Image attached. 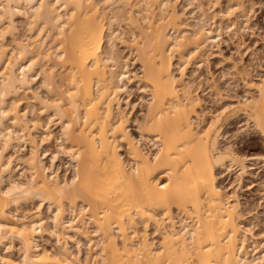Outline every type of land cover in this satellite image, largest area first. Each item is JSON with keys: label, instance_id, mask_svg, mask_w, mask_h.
Returning a JSON list of instances; mask_svg holds the SVG:
<instances>
[{"label": "bare ground", "instance_id": "1", "mask_svg": "<svg viewBox=\"0 0 264 264\" xmlns=\"http://www.w3.org/2000/svg\"><path fill=\"white\" fill-rule=\"evenodd\" d=\"M191 1L198 12L193 24L175 0H0V248L9 252L1 264H264V247L244 225L237 195L218 180L224 170L234 171L239 185L258 157L243 156L233 144L222 149L219 141L238 113L264 141V78L243 79L255 94L203 125L196 85L185 80L192 54L219 39L221 23L238 28L245 4L225 0L224 9L208 12ZM18 16L27 22L25 39ZM122 21L129 37L114 28ZM116 42L134 52L139 72L128 69ZM55 68L63 72L59 79ZM36 82L46 97L32 87ZM132 82L148 97L138 138L128 129L129 101L121 98ZM22 92L56 117V141L66 144L58 152L70 161V177L53 169L56 153L47 167L37 155L51 133L40 122L43 111L37 117L20 109ZM144 140L153 152L141 146ZM26 143L29 152L18 155ZM15 161L25 167L23 178L11 174ZM35 201L30 213L13 215L12 208ZM44 235L54 251L40 247ZM73 235L87 240L84 259L69 250Z\"/></svg>", "mask_w": 264, "mask_h": 264}, {"label": "rangeland", "instance_id": "2", "mask_svg": "<svg viewBox=\"0 0 264 264\" xmlns=\"http://www.w3.org/2000/svg\"><path fill=\"white\" fill-rule=\"evenodd\" d=\"M224 1L225 0H220V3L218 2L219 4L217 3L215 6H213V4L207 0H200V2L204 5V8L208 9V12H212V10L216 11L220 8L224 9L227 5V3ZM242 1L245 4V11L247 15V18L245 17L246 21L244 22L245 18H242L243 20L240 19L238 28L234 27L236 30L234 28L231 29V27V30H226V28H224L225 24L221 23L222 29H219V39H217L215 43H212L208 47L198 51L196 54H192V57H190V59L187 61V65H185V80L191 79L193 81V85H196L195 92L200 98L201 106L197 111L199 113L204 112V115L201 116L203 121L200 122L202 125L209 121L211 115L215 114L217 111H220L223 107L229 106V104H236L238 100L248 97L249 95L253 96L255 94L254 91H250L246 88L243 79L248 77L256 82H259V80L264 78V0ZM188 2H190V0H175V5L176 9L180 10V12L184 11L186 21L193 24L195 23L194 20L197 19L195 17L198 16V12H196V9L193 7V1L190 3ZM23 19L24 18L20 16L15 18V24L17 26L18 32L23 36L22 39L24 36L26 38V36L29 34L26 30L28 29L27 22ZM119 24H121V28L117 26L118 23L114 24V28L117 31L123 30L126 33L124 36L129 37V27L125 25L123 21ZM241 24L243 25L241 26ZM219 32L217 31L215 33ZM42 36L45 38L46 34L45 36ZM46 42L49 44V46H53V40L51 37L46 39ZM116 45L117 50H119L118 53L128 60V69L131 72H139L140 69L139 65L135 61L134 52L120 45L118 42H116ZM196 60L199 61V66H195L193 64V62ZM192 69L194 72H192ZM242 72L245 74L244 78L242 76ZM53 73L56 75V79H59L61 74H63L60 68H55ZM36 77H38L36 78V81L39 82V78L41 76L37 75ZM37 82L36 84H33L32 87L44 97L46 95L45 90H43L41 85L39 83L37 84ZM135 84V82L128 83L127 87L129 90L127 91L129 93H122L121 98L124 100L127 99L129 101V105H126L124 104V100H122V106L124 107L126 105L125 111H128V113L130 111L129 118L131 120L129 122L128 129L135 138H138L140 136L138 134L139 131L137 129V124L144 116L143 113L145 111V99L148 97L147 94H142L140 90H138V87L136 86L137 84ZM29 97L30 96L25 92L20 94L19 98H21V100L19 103L21 110L33 109L34 114L39 113L38 111L44 110L41 108L42 106L38 105V103H34ZM45 111L47 112L48 110ZM46 112H44L46 115H39V119L42 124H47L45 126L48 127L47 129L48 132L51 133V137L43 144V146H38L39 148L37 149V155L40 153L39 156L47 167L50 166L52 162V155L56 153V160L53 159L54 168L52 166L51 167L55 171L57 170L56 172L59 176H63L65 174L66 176L70 177L72 174V166L69 163L70 161L67 160L68 158L64 156V154L58 152V147L62 145L65 146L66 144H62L60 140L56 141L55 137L58 136L59 133V127L56 125L57 119L56 117L52 119L53 114L52 116H49L51 115L52 110H49L48 113ZM34 114H32V116ZM47 115L52 119V122L48 123ZM36 116L38 117V114H36ZM222 130V136L220 138L221 140L219 141L220 148L223 149L226 147V145L233 144L234 146H232L236 148V150L243 156L255 155V157H259H256V160L250 161V166L252 169L249 170L248 175L244 176L242 182L239 185L235 180L236 177L234 171L232 174H229L226 173L227 170H224L223 172L225 173L222 172L223 176L220 174L221 177L219 176L218 180L220 185H222V187H224L228 193L232 194L235 192L241 204L240 208L244 217V225L251 229L250 231L252 232V235H254L253 239H255L257 243L259 241L260 243L262 242L261 245L263 246L261 247H264V141L261 139L262 137L258 131H256V129L252 126V123H249L246 117L241 113H238L237 115H234L232 118H230V120L225 123ZM39 132L42 133L44 131H38L36 132L37 134L35 131H33V134L36 136L41 135ZM140 144L146 151H149L150 153L153 152V149H155V147L152 146L147 140L142 142L140 141ZM123 148L124 146L121 147L120 152L124 156L125 154L123 152ZM18 149V152L20 153H18V155H24L29 152L30 146L28 143H26ZM24 168L25 167L22 164H19L15 161L13 163L11 172L12 176H14L15 179L23 178V174H27L26 171H24ZM219 170L221 171V169ZM8 179L6 180V183L8 182ZM36 204L37 202L35 201L34 203L32 202L24 205L19 210L12 208L13 215L15 214L16 216H20L26 212L30 213ZM48 211L49 210L47 206H42L41 212L43 215H41L45 216L44 218H46V216L49 214ZM68 218L69 217L66 219ZM148 234L151 238L157 240L154 228L152 226L149 227ZM86 241L87 240L81 236L73 235L71 240H67V245L72 253L79 251L80 257L84 259L87 253L90 255V250ZM10 242L13 246L11 256L17 257L19 253L18 240L13 239V241L10 240ZM39 244L40 247L54 251V241L52 238L46 235H44L42 239L39 238ZM8 253L9 252H7V250H5L3 247L0 248V256L9 255Z\"/></svg>", "mask_w": 264, "mask_h": 264}]
</instances>
